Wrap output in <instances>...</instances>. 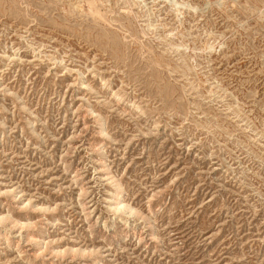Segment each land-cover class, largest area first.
I'll return each instance as SVG.
<instances>
[{"label":"rangeland","instance_id":"374dc122","mask_svg":"<svg viewBox=\"0 0 264 264\" xmlns=\"http://www.w3.org/2000/svg\"><path fill=\"white\" fill-rule=\"evenodd\" d=\"M0 264H264V0H0Z\"/></svg>","mask_w":264,"mask_h":264},{"label":"bare ground","instance_id":"6f19581e","mask_svg":"<svg viewBox=\"0 0 264 264\" xmlns=\"http://www.w3.org/2000/svg\"><path fill=\"white\" fill-rule=\"evenodd\" d=\"M122 209H123L122 206H120V207L118 208V210H120V211H121Z\"/></svg>","mask_w":264,"mask_h":264}]
</instances>
